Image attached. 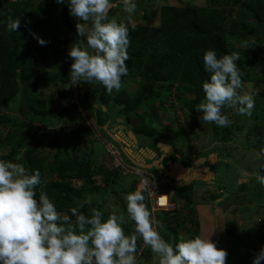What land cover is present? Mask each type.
Wrapping results in <instances>:
<instances>
[{
	"label": "trees",
	"instance_id": "trees-1",
	"mask_svg": "<svg viewBox=\"0 0 264 264\" xmlns=\"http://www.w3.org/2000/svg\"><path fill=\"white\" fill-rule=\"evenodd\" d=\"M2 1L0 0V113L11 107L14 108V105L21 108V103L17 102L19 93L22 90L27 91L29 76L36 75V78L40 79L38 69L46 60L59 61L60 70L57 80L56 77L52 78L54 85L71 84L70 66L73 61L68 56V50L80 39L76 31L77 20L70 15L66 0L59 4L56 0H43L37 4L29 1ZM207 2L206 7L164 6L158 27L136 26L135 30H132L130 26V46L127 49L129 59L126 61L128 74L122 77V85L123 81L139 78L134 95L123 89L116 96L94 82H82L73 85L78 90L76 97L75 93L67 94L60 90L58 97L54 98L55 101L51 100L49 112L55 113L58 106L73 100L71 97L74 96L72 103L75 104L67 106L69 108L66 107L63 116L67 117L78 108L92 111L96 125L101 132H104L103 127L107 122L102 117L103 112L107 111L104 107H107L111 100L116 99V104L123 106L122 110L128 119H139L140 125L137 120H135L136 125H133L134 132L138 130L145 136L154 137V143L157 145L163 140L157 137L158 133L152 128L143 125V119L139 118L140 107L148 99L160 94L162 86L167 89L173 84H178L181 91L195 97L184 105L192 112H196V106L204 98L202 84L209 81L211 75L204 67L203 56L207 50L214 49L218 57L238 52L240 59L236 63L242 73L243 83L258 84L260 78L255 75V71L261 69L264 74V60L257 59L264 55V0H207ZM32 7L34 12H31ZM111 10L112 8L109 13ZM10 19L20 20L17 30L8 29ZM249 19L253 21L249 23ZM254 36L259 44L252 56L246 50L231 47L233 42L247 43ZM37 37L47 43L41 45ZM18 112L21 113L20 115L23 113L22 110ZM261 116L262 118L257 116L253 126L248 128L255 137V142H262L264 138V115ZM6 119V116L1 118L2 121ZM216 127V133H218V125ZM63 130L61 128V131ZM61 131L57 132L58 144L73 146V151L65 150L55 161L47 162V156L37 150L45 139L46 134H43L34 148H26L22 152L18 151V148L23 147L25 138L14 139L10 144L14 159L17 158L16 162L22 163L30 174L34 170H39L41 186L36 189L37 199L40 191L43 190L53 200L60 213L67 212V215L71 216L70 210L83 202V207L79 210L85 215H91V210L96 208L102 211L106 219L111 214L104 211L105 198L109 194L107 189L118 181L116 178L120 176L117 170L111 167L106 168L101 163L94 164L92 157L95 151L84 149L79 152V146L73 142L72 138L65 136V140L60 139ZM93 133L95 134L94 131ZM74 139L76 142L81 140ZM81 142L82 140L79 141ZM46 170L51 175L54 174L51 177L55 180L45 183ZM74 180L82 182V187L73 186ZM99 181L104 182V187L99 185ZM178 188L187 190V187L179 186ZM97 192H105L106 197L101 198V201L95 199ZM188 194L180 195L179 193L186 203L183 210L193 208V203L188 201ZM172 231L176 232L175 229ZM163 238L168 241L167 235ZM139 248L138 243L137 250ZM148 250L150 249L144 250L140 256L141 259L148 256L146 254Z\"/></svg>",
	"mask_w": 264,
	"mask_h": 264
},
{
	"label": "clouds",
	"instance_id": "clouds-1",
	"mask_svg": "<svg viewBox=\"0 0 264 264\" xmlns=\"http://www.w3.org/2000/svg\"><path fill=\"white\" fill-rule=\"evenodd\" d=\"M56 2L64 3L65 0H56ZM120 2L123 5V12L128 14L125 21H118L115 16L109 17V11L113 7L112 0H67L69 13L77 20L76 31L80 37L68 52V56L73 61L70 66L72 85L94 82L109 93L122 87V77L128 74L127 49L130 46V26L132 30L136 27L132 18L137 5L135 0H120ZM19 26V19H10L7 25L10 31L17 30ZM37 39L41 45L47 43L39 37ZM239 59L238 52L220 57L214 49L204 53V67L211 75L210 80L202 84L204 98L196 106V110L202 112L203 122L215 123L221 127L229 126L231 121L228 115L222 112L225 107L237 111L240 115L252 114L255 101L250 92L243 91L242 73L236 63ZM174 85L160 89V93L168 91L169 98ZM178 91L181 92L179 86ZM73 92L75 93V88ZM183 98L179 97V102L183 111H186ZM169 103L175 113L171 102ZM173 117L177 119L176 115ZM125 118L128 119L125 115L118 120L115 128L123 121V125L135 134L133 124H131L132 129L129 128ZM131 120L134 121L132 118ZM178 122L183 126L181 124L183 122L179 120ZM112 127L107 126L106 129L103 127L104 133L107 136L112 133L118 140L124 141L122 138L126 139L125 135H121L119 130H112ZM94 129L95 135L96 132L103 133L95 121ZM135 135L138 137V134ZM157 137L163 140L162 143L170 144L164 139V131L158 133ZM147 139L150 141L149 145L143 144L144 141L142 142L138 137L142 149L140 154H145L143 157L146 162L148 159L154 162L151 158H154L158 144L155 145L154 137L147 136ZM111 140L114 141L112 138ZM115 143L123 157L131 162L123 153L121 145ZM261 152L264 153V149H261ZM211 155H215L213 159L215 161L219 156L216 152ZM209 159L210 156L208 161ZM205 161L207 162V159ZM206 162L201 166L205 167ZM145 169H151L158 174L162 183L161 191L170 194L171 197L170 203L173 209L162 214L166 216L164 221L159 218L160 226L154 219L152 210L145 203L146 197L140 190L129 192L125 196L127 219L124 214L115 212L105 219L102 211L96 208L91 210V215H85L79 210L83 207V202L70 210L71 216L62 215L45 191L41 190L39 198H36V189L41 186L39 170H34L30 174L20 162L0 160V264H137L138 238H142L143 243L151 249L153 264H226L227 251L217 248L210 237L203 238L197 235L185 238L181 235L179 242L175 244L179 233L172 229H175L176 223L178 224V220L186 210L182 209L181 216L172 222L167 215L177 210L176 192L172 193L170 188L173 187L165 188V185L171 181L164 172L156 168ZM117 172L123 177L118 170ZM255 178L258 183L264 185V174L257 172ZM172 183L174 187L179 184ZM175 215L171 214L172 217ZM187 216L191 217V212ZM72 217H75V220ZM128 220L135 225L131 235H126L123 227ZM258 221L262 222L261 219ZM166 222L170 230L166 234L168 241L161 236L159 229V227L165 228ZM191 226L190 224L188 228ZM171 235L174 237L173 242L170 239ZM262 262H264V247L256 253L252 264H262Z\"/></svg>",
	"mask_w": 264,
	"mask_h": 264
},
{
	"label": "rangeland",
	"instance_id": "rangeland-1",
	"mask_svg": "<svg viewBox=\"0 0 264 264\" xmlns=\"http://www.w3.org/2000/svg\"><path fill=\"white\" fill-rule=\"evenodd\" d=\"M14 1H29L37 4V2H41L43 0H3L2 2ZM182 1L187 2L189 0ZM169 2V0H156V2H153V0H135L137 9L134 16L137 17L138 15L142 14V11L144 10L146 13L141 17V19H144V21L154 19L155 21H153L152 24H159V9L155 6L156 4H159V6H166L169 5ZM192 2L199 1L192 0ZM112 3H115V7H112L111 12L109 13V17L115 16L118 21H125V18L128 14L123 12V5L120 0L113 1ZM154 7L155 9L153 10ZM31 12H34V7H32ZM234 16L238 17L237 14H234ZM252 21V19H249L248 22L251 23ZM139 23L140 20L139 18H137L135 20V24ZM50 30L52 31L53 29L51 28ZM60 36L62 37V34H60ZM57 37H59V35H57ZM70 44H72V42ZM258 44L259 42L254 36L247 43L233 42L231 43V47H235L236 49L240 50H246L252 56L254 54V49ZM245 45H247V47H245ZM257 59L264 60V55L261 57H257ZM54 61V59L46 60L41 66H39L38 74L44 77L47 72L48 75L55 73ZM255 75L260 78L259 83H245L243 88V91L250 92L254 98L255 106L252 110V114L250 116L240 115L237 111L231 108H224L222 112L228 115L231 123L227 127L218 126V133H216L217 125L215 123L209 124L203 122L201 117L202 112H198L197 110L196 112H192L188 107H186V105L185 109H187L186 111H184V121L183 123H181L183 124V126L179 125L178 120L173 117L175 116V113L170 107L169 103L172 98V93L168 98V91L163 92L162 94L159 92L160 94L148 99L140 107L139 118L143 119V125L145 127L152 128L156 133H163L162 131H164V134L166 135H173V138L169 141L170 145L179 153V155L182 157L183 162H190V160H192V162L194 163L199 158H201V162L204 163V159H202L203 157H209L211 156V153L215 152L219 155L217 156L216 161L213 160L214 164H212L211 166L213 167V171L216 175L215 180L208 183L203 181L196 182L195 186L198 187V189H195L196 193H198L197 196L193 194L191 195L193 189L192 187H187V190H180L178 187H174L172 182H169L165 185V188L173 187V189L177 193L175 197L177 210L167 215L170 216V220L174 222L178 217L181 216L180 212L184 206H181L180 204L182 201H185V199L183 197L181 198L180 195H186L189 193L188 201L194 204L197 203V206L199 207L198 211L206 212L214 221V224L217 228V238H219V240L217 239V248L222 246V241L220 240V238L225 234L224 229H220V227L223 226L224 223L222 216H220L222 210L220 209L219 205L223 206L229 204L230 202H239L238 196L246 198L244 207L246 205L247 207H245L244 209L246 212L243 213V217L245 219L247 227L251 226L254 233L253 237L256 236L255 233H258L264 229V223L261 226L260 223L257 222L258 218L264 221V185L258 183L255 178V174L257 172L264 174V159L262 161L259 159V156L264 157V153L256 148V146L254 145L256 143L254 140L256 139L248 130V128L253 126L255 118L257 116L262 118L261 115H264V74L261 69H259L255 71ZM61 81L63 80L61 79ZM138 82L139 78H134L132 79V82H128L126 85H122L119 90H113L111 93L112 95L117 96L123 89H126L129 94L131 93V91H133L134 93L136 92V83ZM249 85L250 87H248ZM72 86L73 85H71L70 83H61L60 85H54L51 79L46 78L44 79V85L41 87L40 92H42L45 98H47L49 101H55L54 98L58 97V93L60 90L67 94H71V92L74 94L73 91L75 86ZM163 89L164 87L162 86V90ZM184 93V91H181L178 95L181 98L184 97V103H189L191 97L195 98L190 93L186 92V95H184ZM71 99L74 100V96H72ZM73 100L67 101L66 104L68 102L70 103V101ZM115 101L116 99L111 100V102L108 103L107 107H104L107 109V111L103 110L104 112L102 117L106 119L107 122L109 120H112V122H114L115 119L121 120L125 117V112H123L122 110L123 106H118ZM73 104L75 103L73 102L69 105H60L57 107L58 112L55 114V116H57V118H61V116L64 117L59 126H49L42 123L41 118H38V120L27 119L24 116H19L18 114H15L13 112L4 114L9 119V121L3 123L4 121H1V116L0 141L2 142H0V160H11L13 162L17 161V158L14 159L15 157L11 152L10 144L12 136H14L15 139L25 138L23 147L19 149V151H24V149L26 148H34L36 146V142H38V139L42 137L43 134H46L45 139L42 141V145L37 150L40 151L42 155L47 156V162L55 161L60 155H62L65 150H69V152L74 150L73 146L71 147L65 144H58L59 135L57 134V132H60L61 128H63L64 130L61 131L62 134L60 139H62V141L65 140V136H69L70 138H72L74 140L73 142L77 146H79V152L84 149L94 150V155L97 159L94 160L92 157V160L94 164L99 165L101 162L100 158L106 156L107 152L104 148L103 143L99 140L100 135L99 137L98 135L96 137V135L93 133V130L95 131V129L94 120L90 115L92 114V112L85 110V114L75 111L73 112V115L71 113L67 117L63 116L66 106H72ZM68 108L69 107H67V109ZM46 119L52 121L54 120V117L51 115ZM133 120L134 122H136L135 120H137L138 124L140 125L138 118H134ZM24 123H27V125H23ZM7 131H9V134L7 133ZM102 134L105 135L108 140H111V138L104 134V132ZM135 134H138V137L142 142L144 141L143 144L149 141L147 139V136L143 135L140 131L137 130ZM250 135L251 137H249ZM74 138H80L82 142L79 143V141L81 140H77L76 142ZM187 157H189L190 160ZM102 161L104 160L102 159ZM206 163L208 165H211L208 162V158ZM107 166L109 167V162H107ZM51 176H54V174L51 175V173H49L47 170L44 172L45 183L55 180ZM116 179L118 181L113 184L114 186L108 188L110 189L109 191L107 189V192L109 193L107 195V198H105V192H97L96 196L94 197L95 199L100 201L101 198H105L106 203L104 205V211L106 213H122L127 219V202L125 196L127 193L136 190L135 179L131 177H119ZM72 185L80 188L82 187V182L74 180ZM99 185L104 187V182L99 181ZM221 189H223L222 191L226 192V194L230 193L229 198L223 200L222 198H220L223 195L220 194ZM240 192H242V194ZM91 200L93 201L92 198ZM102 202L104 204V201ZM173 213L176 214L174 217L171 216V214ZM61 214L64 215L67 214V212H63ZM183 214L184 215L181 216L182 218L178 220V224L176 223V226L174 227L176 231L179 233L181 231L188 230L189 232H187L189 233L191 238L199 235L198 233L202 235L201 232H198L196 229L197 224L192 223L193 226H191L190 228L187 227L188 224L186 223L191 219L190 216H187L190 215V212L184 211ZM165 216L166 215L161 214L159 216L160 220L164 221ZM166 223L167 225L165 228H160L161 236H164L170 232V230L168 229V222ZM123 227L125 230V234L131 235L134 232L135 225L134 222L128 220V222L124 224ZM230 229L231 233H233L234 235H236L234 230L236 232H239L240 230V228L237 226L234 227V230L233 226ZM213 235H215V233H213ZM235 240V238H231L229 241L230 243H235ZM141 241L142 238H138L137 244ZM177 241L179 242L178 237ZM240 241L242 243H247V240L245 238L240 239ZM176 243L177 242H175V244ZM239 248L241 251H244L242 247ZM146 254L148 256L142 259L139 258L137 260V264H153V253L151 249L148 250ZM234 259L236 262L241 261L240 264H252V262H242V260H244V257L242 258L240 255L237 258L234 257ZM262 264H264V262H262Z\"/></svg>",
	"mask_w": 264,
	"mask_h": 264
},
{
	"label": "crops",
	"instance_id": "crops-1",
	"mask_svg": "<svg viewBox=\"0 0 264 264\" xmlns=\"http://www.w3.org/2000/svg\"><path fill=\"white\" fill-rule=\"evenodd\" d=\"M113 1H115V0H112V2ZM169 1H170L169 6L178 7V8H181V7H206L208 4L207 0H198L199 2H192V0H189L187 2L182 1V0H169ZM153 2H156V0H153ZM155 7L159 9V17H160L159 24H152L153 21H155L154 19L145 20V21H144V19H141V17L146 13L143 10L142 14L138 15L137 17L133 16L132 19H133L134 23H135V20L137 18H139V20H140V23L135 24V25L141 26V27H158L161 23V11H162V8L164 6L163 5L159 6V4L158 5L156 4ZM155 7L153 8V10L155 9ZM54 63H55V66H54L55 73L48 75V72H47L44 77L39 76L40 79L36 78V75L29 76L28 80H27V83H28L27 91L22 90L17 97L18 98L17 102L21 103V108L17 107V105H14V108L7 109L5 112L0 113V117L3 116L5 113L13 112L15 114H18L19 116H24L27 119L38 120V118H41L42 119L41 122L46 124V125H49V126H55V125L58 126L60 124V122L63 121L64 117L61 116V118H57V116H55V114L58 111H56L55 113L49 112V105H50L51 100L49 101L47 98H45L44 94L42 92H40L41 87L44 85V79L48 78V79L52 80V78L56 77V80H57V74L60 70V68L58 67L59 61H54ZM52 82L54 83V81H52ZM128 82H132V79H130L129 81H123V85H126V83H128ZM138 83H136V88L138 86ZM130 94L134 95L135 92L133 93V91H131ZM184 95H186V93H184ZM193 99L194 98L191 97L190 101H192ZM68 103L67 104L65 103L64 105H69L72 103V101H70L69 104ZM18 110L23 111L22 115H20L21 113H19ZM38 110H40V111H38ZM40 112H44L46 114H42ZM51 115L54 117V120H52V121L47 120L46 118H49ZM72 115H73V113H72ZM118 120L119 119H115L114 122H112V120H109L108 122L105 123L106 125L104 127H106V126L112 127L113 126L111 129L115 130V126L119 122ZM126 120H127L126 125H128L129 128L132 129L133 126L131 124L136 125L134 121H132V120L130 121V118L126 119ZM6 121H9V119L7 118L6 120H4L3 123H5ZM7 133L9 134V131H7ZM14 139H15L14 136H12L11 142ZM3 141H4V139H3ZM0 142H2V141H0ZM263 142H264V139H262V142L256 141V143L254 145L256 146V148L258 150H261V149H264ZM19 149L20 148H18V151H19ZM252 150H254V149H252ZM11 152H12V147H11ZM20 152H22V151H20ZM93 159L94 160L97 159L95 155L93 156ZM100 159H101L100 163L104 164L105 167L108 168V166H107V162H108L107 155L100 158ZM102 159L104 161H102ZM259 159L262 161L264 159V157L259 156ZM147 162L155 164V161L151 162L149 159ZM196 182H198V181L196 180V181L189 183V184L179 183L178 186L177 185L176 186L177 187H179V186L180 187H192L193 188L192 194L197 196L198 193H196V191H195V189H198V187L195 186ZM170 189H171L172 193L174 192V194H175V190H173L172 188H170ZM222 190L223 189H221L220 194H223V195L220 198H222V200L229 198L230 193L226 194V192H223ZM240 193L242 194V192H240ZM234 196H238V195H234ZM175 197H176V194H175ZM238 198H239V202H232V203L230 202L229 204L223 205V206L219 205L220 209L222 210L220 216H222L223 223H224L223 226L220 227V229L223 228L225 234H224V236H221L220 240L222 241V246L218 247V248H220V249L222 248V249L227 251L228 256L226 259V264H240L241 261L236 262L234 259V257L237 258L239 255L242 258L244 257V260H242V262H245V263H246V261L252 262L256 253H258L260 251V249L262 247H264V229L258 233H255L256 236L253 237L254 233L252 231V228H251V226L247 227V225L245 223V219L243 217V213L246 212L244 209H245V207H247V205L244 207V205L246 203V198H242V196H238ZM217 203H219V202H217ZM185 204H186L185 201H182L180 205L184 206ZM192 207H193V208H191L192 210H190V211H189V209L186 210V212H191L190 222H187L186 224H188V226H190V224L193 226L192 223L197 224L196 229L198 232H201L202 235H200V233H198V232L197 233L203 238L210 237V239L213 242H215L216 246H217V239L219 240V238H217V228H216V225L214 224V221L211 219V217L206 212L198 211L199 207L197 206V203H195V204L193 203ZM194 211H195V213H193ZM192 213H193V215H192ZM258 219H260V218H258ZM258 219H257V222L260 223V225L262 226L264 221L262 220V222H259ZM232 226H233V230H234V227H236V226L240 228L239 232H236L234 230L236 235L231 233L230 228ZM187 231L179 232L180 235L178 236V238L180 239L181 235H183L185 238H188V237L191 238L189 233H188L189 231L188 232ZM213 233H215V235H213ZM231 238L236 239L235 243H230L229 240ZM243 238H245L247 240V243H242L240 241V239H243ZM239 247H242L244 251H241Z\"/></svg>",
	"mask_w": 264,
	"mask_h": 264
},
{
	"label": "built area",
	"instance_id": "built-area-1",
	"mask_svg": "<svg viewBox=\"0 0 264 264\" xmlns=\"http://www.w3.org/2000/svg\"><path fill=\"white\" fill-rule=\"evenodd\" d=\"M172 98L171 104L175 110L176 118L183 122L184 120V111L182 109L181 103L179 102V91L178 85H174L172 90ZM78 94V90L75 87V96ZM79 113H85L81 108L77 110ZM91 115V114H90ZM96 135H100L99 139L104 145V148L107 152L108 162L110 167H114L119 171V173L123 177H132L136 180V190H140L146 197L145 203L148 205L150 210H152V215L156 221H158L159 226V216L161 214H165L170 212L173 209L172 204L170 203V194L164 193L161 191L162 183L159 180L158 174L151 170L141 168L136 164H133L126 160L119 147L112 140H108L104 135L97 133ZM165 198V200H163ZM172 206V207H171ZM160 229V227H159ZM171 242H173V235H171ZM140 248L136 252V261L142 256V253L145 249L149 248V246L143 243V240L139 243Z\"/></svg>",
	"mask_w": 264,
	"mask_h": 264
},
{
	"label": "water",
	"instance_id": "water-1",
	"mask_svg": "<svg viewBox=\"0 0 264 264\" xmlns=\"http://www.w3.org/2000/svg\"><path fill=\"white\" fill-rule=\"evenodd\" d=\"M107 126L105 127V129ZM120 132L121 135H125L124 141H120L114 136L112 133H109V136L121 145L123 153L126 157L134 164H137L144 168H156L168 177L171 182L174 183H186L189 184L194 181H203L210 182L215 180V173L210 168L201 167L203 164L201 161L198 164H194V169L190 165H183L181 163V157L177 156L178 159L176 162L170 161V156L173 155V147L168 143H159L157 145V152H154V158H151L152 161H155V164H148L145 156L140 154L142 149H140V142L138 137L131 131L127 129V126L123 125V121L115 128V131ZM150 141L146 143L149 145ZM145 145V146H146ZM129 147H132L130 149ZM162 153L161 157L159 154ZM159 157V158H158ZM215 158V155H211L209 159V163L214 164L212 160ZM161 161H164V164H161ZM204 161V160H203ZM206 162V161H204Z\"/></svg>",
	"mask_w": 264,
	"mask_h": 264
},
{
	"label": "flooded vegetation",
	"instance_id": "flooded-vegetation-1",
	"mask_svg": "<svg viewBox=\"0 0 264 264\" xmlns=\"http://www.w3.org/2000/svg\"><path fill=\"white\" fill-rule=\"evenodd\" d=\"M172 139L173 137L170 135L169 136V134L168 135H166V134H164V139H166V141H170V139ZM160 156H161V154H160ZM177 156H180L179 155V153L173 148V155L172 156H170V158H169V160L170 161H173V162H176L178 159L176 158ZM188 159H189V157H187ZM208 157H203L202 159H204V161H205V159H207ZM190 160V159H189ZM197 160V159H196ZM194 161V160H193ZM200 161H201V158H199L197 161H195L194 163L195 164H198V163H200ZM161 163L162 164H164V161H161ZM181 163L183 164V165H190L193 169H194V163L192 162V160H190V162H183L182 161V157H181ZM205 165V167L206 168H210V169H212L213 170V167H211L212 165H208L207 163H205L204 164ZM201 167H203V166H201Z\"/></svg>",
	"mask_w": 264,
	"mask_h": 264
},
{
	"label": "bare ground",
	"instance_id": "bare-ground-1",
	"mask_svg": "<svg viewBox=\"0 0 264 264\" xmlns=\"http://www.w3.org/2000/svg\"><path fill=\"white\" fill-rule=\"evenodd\" d=\"M163 200H165V198H163Z\"/></svg>",
	"mask_w": 264,
	"mask_h": 264
}]
</instances>
